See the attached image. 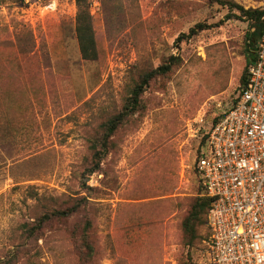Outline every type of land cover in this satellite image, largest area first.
Listing matches in <instances>:
<instances>
[{
    "label": "rangeland",
    "instance_id": "374dc122",
    "mask_svg": "<svg viewBox=\"0 0 264 264\" xmlns=\"http://www.w3.org/2000/svg\"><path fill=\"white\" fill-rule=\"evenodd\" d=\"M80 3L94 61L80 53ZM234 4L264 9V0H0V42L14 45L0 47V256L43 212L87 197V212L44 228L32 264H78L73 232L86 219L94 264H203L207 225L188 247L181 223L203 195L207 133L239 96L250 22ZM197 24L204 29L183 37ZM171 56L177 67L154 79L89 177L90 139L140 74Z\"/></svg>",
    "mask_w": 264,
    "mask_h": 264
},
{
    "label": "built area",
    "instance_id": "2783aa9c",
    "mask_svg": "<svg viewBox=\"0 0 264 264\" xmlns=\"http://www.w3.org/2000/svg\"><path fill=\"white\" fill-rule=\"evenodd\" d=\"M197 168L211 198L203 264H264V34L249 84L207 133Z\"/></svg>",
    "mask_w": 264,
    "mask_h": 264
},
{
    "label": "trees",
    "instance_id": "16d2710c",
    "mask_svg": "<svg viewBox=\"0 0 264 264\" xmlns=\"http://www.w3.org/2000/svg\"><path fill=\"white\" fill-rule=\"evenodd\" d=\"M14 3L23 2L24 0H11ZM80 12L77 16V39L79 41L80 53L84 60L94 61L98 59L99 53L95 39V33L92 25V19L88 7L80 3ZM240 11L241 18H245L250 22V28L245 35V57L246 66L240 78L239 96L234 101L236 103L240 98L242 92L248 87L249 84V68L255 62L257 45L264 34V9H244L236 4L231 8ZM238 17V16H233ZM204 29L203 24H197L192 27L187 34L183 37L190 38L196 35L198 31ZM9 39H3L0 42V47L3 49L14 48L10 45ZM32 50L21 51L25 55L31 54ZM179 64V58L171 56L164 64H160L151 70L142 72L137 81L130 87L129 95L127 96L122 110L108 119L94 137L89 141V154L90 159L86 174L90 177L92 174L101 170V164L104 158L109 154L112 149V138L120 128V126L133 114H135L141 107L142 96L147 91L156 77L165 76L170 74L175 67ZM233 103V104H234ZM232 104V105H233ZM222 115L214 120V126ZM211 126V127H212ZM206 138L205 145H207ZM202 155V151L198 157ZM199 172V170H198ZM85 174V175H86ZM86 175V176H87ZM199 177H201L199 173ZM200 187L202 196L195 198L183 221L181 223L182 238L185 246L191 247L200 239V229L202 226L207 225L208 237L210 236L208 227V215L211 209L212 200L205 194V188L202 178L200 179ZM73 203L66 201L65 206L49 209L41 214L40 217L35 219L36 225L30 228L27 233V238H19L16 244L8 250L3 251L0 256V264H32L41 258L43 252V245L40 243L46 241L47 238H42L44 228L55 222L67 221L77 215L87 212L90 205L87 197L72 198ZM93 222L86 219L83 226L73 232L74 247L76 251L78 264H94L97 248L96 240L92 236ZM31 242L35 243L33 249H29ZM189 258V257H188ZM190 259V258H189ZM193 261V260H192Z\"/></svg>",
    "mask_w": 264,
    "mask_h": 264
}]
</instances>
